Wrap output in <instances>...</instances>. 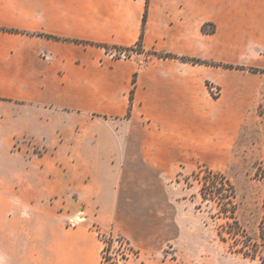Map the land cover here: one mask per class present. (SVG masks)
<instances>
[{
	"label": "crops",
	"instance_id": "obj_1",
	"mask_svg": "<svg viewBox=\"0 0 264 264\" xmlns=\"http://www.w3.org/2000/svg\"><path fill=\"white\" fill-rule=\"evenodd\" d=\"M181 58L264 70V0H0V264H101L89 221L151 246L140 172L206 162L264 100Z\"/></svg>",
	"mask_w": 264,
	"mask_h": 264
},
{
	"label": "rangeland",
	"instance_id": "obj_2",
	"mask_svg": "<svg viewBox=\"0 0 264 264\" xmlns=\"http://www.w3.org/2000/svg\"><path fill=\"white\" fill-rule=\"evenodd\" d=\"M134 53L119 50L115 57L125 58ZM257 97L261 99L259 94ZM261 103L264 100H260ZM258 105L240 123L238 135L231 145L225 144L227 135L223 130L222 152L208 156L206 162L181 166L166 176L161 170L140 172L144 180L153 183L131 186L127 193L138 195L140 232L153 235L150 247L142 241L134 245L120 237L112 236L113 240L109 241L110 234H101L95 223L88 222L98 234L102 251L106 250L105 256L110 258L109 264H256L230 252L218 239L216 230L221 222L209 219L208 212L215 213L212 205L201 204V211L195 208L201 202L200 185L194 174L200 167L198 173L202 175L203 167H206L227 177L235 188L240 224L249 234L256 233L264 199V181L254 176L255 165L264 152V117L257 115ZM23 140L31 143L29 138ZM203 155L207 157V154ZM83 218L84 214L79 213L70 223L75 224Z\"/></svg>",
	"mask_w": 264,
	"mask_h": 264
},
{
	"label": "trees",
	"instance_id": "obj_3",
	"mask_svg": "<svg viewBox=\"0 0 264 264\" xmlns=\"http://www.w3.org/2000/svg\"><path fill=\"white\" fill-rule=\"evenodd\" d=\"M116 51L119 50L117 49ZM124 51L141 53L143 51L141 39L138 40L134 48ZM157 57L171 58L169 55H157ZM181 60L192 64L221 66L230 70L247 71L252 74L264 75V70L254 68L211 64L188 58H181ZM257 115L264 117V103L258 105ZM201 169L198 167L199 171ZM203 171L202 175L198 172L194 174V176L198 177L197 181L200 185L198 195L201 202L195 208L201 211V204L212 205L215 213L208 212L209 219L221 222L216 230L218 239L228 246L230 252L249 259L256 264H264V199L261 216L257 224V231L254 235H251L242 227L237 218L236 192L231 181L223 174L214 172L206 167H203ZM254 176L264 181V152L262 158L255 165ZM108 240L112 241L113 237L109 236ZM105 252L106 250L103 249L101 264H105V262L109 264L110 258L105 256Z\"/></svg>",
	"mask_w": 264,
	"mask_h": 264
},
{
	"label": "built area",
	"instance_id": "obj_4",
	"mask_svg": "<svg viewBox=\"0 0 264 264\" xmlns=\"http://www.w3.org/2000/svg\"><path fill=\"white\" fill-rule=\"evenodd\" d=\"M211 91L213 93L214 96H217V92L218 90L215 89V88H211ZM26 145H29L27 142H25V140H16L14 143H13V146H12V149L13 151L15 152H20L21 149H22V146H26ZM121 247H122V243H121Z\"/></svg>",
	"mask_w": 264,
	"mask_h": 264
}]
</instances>
